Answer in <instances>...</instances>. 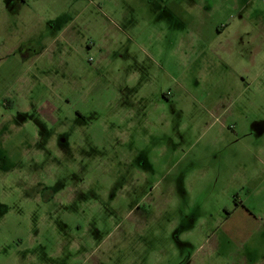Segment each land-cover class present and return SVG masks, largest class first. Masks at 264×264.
I'll return each mask as SVG.
<instances>
[{
    "label": "rangeland",
    "instance_id": "rangeland-1",
    "mask_svg": "<svg viewBox=\"0 0 264 264\" xmlns=\"http://www.w3.org/2000/svg\"><path fill=\"white\" fill-rule=\"evenodd\" d=\"M92 263L264 264V0L0 9V264Z\"/></svg>",
    "mask_w": 264,
    "mask_h": 264
},
{
    "label": "crops",
    "instance_id": "crops-1",
    "mask_svg": "<svg viewBox=\"0 0 264 264\" xmlns=\"http://www.w3.org/2000/svg\"><path fill=\"white\" fill-rule=\"evenodd\" d=\"M37 1L38 0H0V9L3 10L11 9L14 10L15 12L24 11L30 9L31 5ZM70 6L72 7L73 4H70ZM65 11L66 9H64L61 13H58L53 19H50V17L48 18L43 17L44 18L43 22L46 23V25H51L52 30L57 31L58 35L61 37L68 36L66 32L69 27L73 26L74 21L77 17L75 16L74 19H72L71 17H69V14L65 13ZM245 213L247 214L248 217H252V215L248 211Z\"/></svg>",
    "mask_w": 264,
    "mask_h": 264
},
{
    "label": "trees",
    "instance_id": "trees-1",
    "mask_svg": "<svg viewBox=\"0 0 264 264\" xmlns=\"http://www.w3.org/2000/svg\"><path fill=\"white\" fill-rule=\"evenodd\" d=\"M25 52V50H23V53Z\"/></svg>",
    "mask_w": 264,
    "mask_h": 264
},
{
    "label": "flooded vegetation",
    "instance_id": "flooded-vegetation-1",
    "mask_svg": "<svg viewBox=\"0 0 264 264\" xmlns=\"http://www.w3.org/2000/svg\"><path fill=\"white\" fill-rule=\"evenodd\" d=\"M92 264H94V263H92Z\"/></svg>",
    "mask_w": 264,
    "mask_h": 264
}]
</instances>
